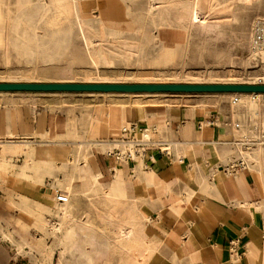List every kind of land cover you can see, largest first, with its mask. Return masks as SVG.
I'll list each match as a JSON object with an SVG mask.
<instances>
[{
    "label": "crops",
    "instance_id": "1",
    "mask_svg": "<svg viewBox=\"0 0 264 264\" xmlns=\"http://www.w3.org/2000/svg\"><path fill=\"white\" fill-rule=\"evenodd\" d=\"M162 37L169 43L181 40L166 33ZM2 93L8 94L0 95V161L14 166L5 176L16 186V194L47 203L53 178L63 176L62 159L72 160L81 144L87 177L98 174L106 188L116 170L125 197L148 216L144 231L156 242L150 264H264V147L261 156L232 175L224 170L238 157V141L259 139L264 129L236 128L237 107L226 94H189L135 106L124 98L93 93ZM132 124L150 128L154 145L132 160L119 161L110 154V145L119 151L129 147L114 140L112 132L140 140V132L127 131ZM15 151L18 158L9 159ZM31 151L36 153L32 161L51 167V175L20 173ZM1 177L4 174L0 182L6 180ZM10 229L1 217L0 230ZM12 247L0 238V264H10L6 250Z\"/></svg>",
    "mask_w": 264,
    "mask_h": 264
},
{
    "label": "rangeland",
    "instance_id": "2",
    "mask_svg": "<svg viewBox=\"0 0 264 264\" xmlns=\"http://www.w3.org/2000/svg\"><path fill=\"white\" fill-rule=\"evenodd\" d=\"M47 1H53L50 3L54 4L46 18H54L57 24L72 22L74 16L70 14L69 1ZM107 1L109 0H102L98 4L95 23L91 21V24L96 26L95 19H104L107 29L114 31V38L136 43L140 50L119 54L106 47V53L107 50L110 53L100 56L109 63L100 58L98 65H94L86 53L83 36L78 30H74L70 37H58V40L64 38L59 43L56 38L43 35L42 28H47L49 22H42L39 35L35 36L28 31L25 9H21L15 17L19 28L26 27L23 32L19 29H2L5 26L1 17L2 8L11 5L10 8L14 9L15 1L0 0L6 3L3 7L1 4L0 9V82H49L50 79L66 78L72 82L264 83V52L254 54L251 49L254 24L257 21L264 22V0H212L215 13L213 12L210 25L207 26L188 23L180 26L173 18L165 26L155 18L146 17L141 7L142 0L139 3ZM29 7L30 5L27 8ZM164 33L168 36L175 35L181 40L169 45L162 37ZM5 94L8 93H0ZM81 94L87 96V93ZM224 94L232 105H236L237 122L241 128L251 129L254 126L264 129V94L260 97L253 96L254 99L248 94ZM93 95L124 98L126 104L137 106L147 103L153 105L189 94ZM233 98H237V101ZM240 103H248V106ZM120 136L117 132H112L111 135L114 140ZM256 137L258 136H254L255 140ZM137 138H150V134L147 137L137 134ZM112 144L116 146L119 143ZM82 147L81 144L78 145L72 160L62 159L60 169L63 176L53 178L55 182L49 187L51 193L47 203L30 201L16 194V186L5 176L14 166L7 167L4 160L0 161V175L4 174V178H1L6 179L0 182V194L5 196L0 198V212L4 213L0 215V219L5 216L6 222L11 225L10 230H0V238L8 240L13 246L6 250L10 264H123L107 239L111 236L112 228L98 221L95 208L103 207L101 202L105 194L118 199L126 198L124 184L118 174V179L116 178L115 171L106 188L99 181L98 174L88 178L87 154ZM112 147L110 145L109 149ZM263 147L264 145L257 144L253 150L260 149L262 152ZM34 156L35 151L27 154L20 173L25 175L26 170H32L35 175L41 172L51 175V167L42 168L37 161L27 162ZM4 157L6 156L2 155L3 159ZM8 158H18V151L12 152ZM75 162L78 163L77 172L71 178L70 172ZM85 180H90L88 185L84 183ZM116 180L119 184L122 182L120 188L116 187ZM58 194L64 195L66 201H58ZM22 205L35 210L51 226L61 222L67 213L72 220L66 224L61 235H54L50 227L43 229L29 215L22 213ZM86 217L91 219L90 225L93 226L83 223Z\"/></svg>",
    "mask_w": 264,
    "mask_h": 264
},
{
    "label": "bare ground",
    "instance_id": "3",
    "mask_svg": "<svg viewBox=\"0 0 264 264\" xmlns=\"http://www.w3.org/2000/svg\"><path fill=\"white\" fill-rule=\"evenodd\" d=\"M14 1H15L14 9L10 8L11 2L9 3L10 7L2 8L1 17L4 20V24H5V26H3L2 29L8 31L10 29H14V30L19 29L21 32H23L24 28L26 27L19 28V24L17 23L18 20L15 17L21 9H25L26 12L25 19H26V23L29 25L28 31L30 33H33V35L35 36L39 35L40 32L39 29L42 28L41 27L42 22L44 23L49 22L47 28L44 27L42 28L44 32L43 35L54 37L56 38V40H58L57 39L58 37H66V36L70 37V35H72L71 33L74 32V30H78L83 36L86 53L94 65H98L101 59L104 60L105 63H109V61H107L104 57L101 58L102 55L108 54V52L110 53V51L108 50L106 53V49H105L106 47L107 49L108 47H110V49H112L111 52L115 50V52L113 53H119V54L125 52L127 53L134 51L136 52L140 50V47L136 43L134 44L124 39L119 40L118 38H114L115 37L113 33L114 31L107 29V27L104 25V19H100L99 21L95 19V21L97 22L96 26H93V24H91V21L94 22V17L96 16V12H97L96 9L98 7V4L101 3L102 0H67L69 1L71 6V9L69 10L70 14L74 16L72 22L68 24L67 23L57 24L55 23L56 21H54L55 20L54 18H50V17L46 18L49 15V13L53 10L52 6L54 3H50L53 1H49V2L47 0H14ZM112 1H116V0H109L107 2L109 3ZM119 1L121 2L129 1V2L139 3L141 0H119ZM213 1L212 0H142L141 5L143 6L141 7H143L146 17L148 16L150 17V19L155 18L156 20H158V22H160L165 26H168L170 22H172V18L175 19L178 22V24H180V26H183L185 23H188L189 25L198 24L201 26L204 25L207 26L210 25V21H211L210 17L212 16L213 12L215 13L213 9V4H214ZM238 1L245 2V0H238ZM1 4L2 7L4 5L6 6L5 2L4 3L0 2V9H1ZM29 5L30 7L27 8ZM63 39L64 38H62L61 40ZM61 40L59 39L58 42L61 43L62 42ZM107 44H110V46H108ZM168 44L170 45V43ZM120 94H125V93H120ZM127 94L134 96H141V95L148 96V95H155L157 93L131 92ZM240 94H248L251 97L253 95H256L257 97L261 96V94L259 93L256 94L240 93ZM251 102L254 101H252L251 99ZM240 105L247 107L248 103H240ZM143 136L147 137L148 135H143ZM109 150L113 152V147L110 148ZM241 152L242 155L247 159V161L254 160L255 157L261 156L262 153L260 149H258L257 151L246 150ZM31 160L32 159H28L27 162H30ZM119 160L124 161L125 159L121 157ZM256 163L258 162L256 161ZM77 167H78L77 162L72 164V171L70 172L71 178H73L75 173L77 172ZM263 170H264V166H263ZM115 174H116V178L118 179L117 176L118 172L116 170H115ZM121 183L119 184L118 181L116 180V187L120 188L122 185ZM101 203L103 207L100 209L95 208V212L98 221L100 223L110 225V227L112 228L111 236L108 237L107 239L110 241L112 245V248L114 250L113 252L118 255L119 261L122 262L123 264H150L156 251V244H155L156 242L154 243L153 241H149L144 231L145 221L149 219L148 216L142 213H138V209L136 208V205L127 198L118 199L115 198L114 196L112 197L111 194L109 195L105 194L103 195V199ZM21 212L29 215L31 217V220L37 226L42 227L43 229L44 227L47 228L50 227L51 233L54 235L58 233L61 235V231L63 229H66V224L71 223L70 221L72 220L71 217L69 216V213H67L64 216V218L61 220V222H59L54 226H51L47 224L46 220L43 219L35 210L31 209L28 205H22ZM83 223L87 226L88 225L93 226L90 225L91 219L88 217H86L85 220H83Z\"/></svg>",
    "mask_w": 264,
    "mask_h": 264
},
{
    "label": "water",
    "instance_id": "4",
    "mask_svg": "<svg viewBox=\"0 0 264 264\" xmlns=\"http://www.w3.org/2000/svg\"><path fill=\"white\" fill-rule=\"evenodd\" d=\"M1 92L264 94V83L0 82Z\"/></svg>",
    "mask_w": 264,
    "mask_h": 264
},
{
    "label": "built area",
    "instance_id": "5",
    "mask_svg": "<svg viewBox=\"0 0 264 264\" xmlns=\"http://www.w3.org/2000/svg\"><path fill=\"white\" fill-rule=\"evenodd\" d=\"M251 41H252L251 49L254 54H259V52H264V22H261V21L255 22ZM233 95H239V94L234 93ZM253 96L256 97V95H253ZM253 96L252 98L254 99ZM233 99L234 101H237V98H233ZM234 126L238 128L240 125L236 123ZM126 129L127 131H131V130L138 131L143 135H148L150 133V128L146 126L135 125V124H132ZM263 138H264V131L259 136V139L255 140V139L244 137L242 141H238L240 149H241L238 153V157H233L228 162V164L225 166L224 170L227 173L232 174L236 171V169L245 166L247 163V159L241 154L242 153L241 151L253 150L256 148L257 144L264 145ZM117 139L121 140L122 143L127 144V146L129 147L126 151L113 150V153L112 152L110 153L117 159H120L122 157L125 160H132L135 156L139 155L141 152L143 153L146 146H149L151 144L154 145V142H151L150 138L136 140V139L122 138V135H121ZM56 198L58 201H62V202L66 201V197L61 194H58Z\"/></svg>",
    "mask_w": 264,
    "mask_h": 264
}]
</instances>
